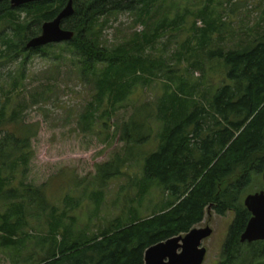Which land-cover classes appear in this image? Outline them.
<instances>
[{
    "label": "trees",
    "instance_id": "16d2710c",
    "mask_svg": "<svg viewBox=\"0 0 264 264\" xmlns=\"http://www.w3.org/2000/svg\"><path fill=\"white\" fill-rule=\"evenodd\" d=\"M68 1L45 0L16 9L8 2L0 4V60L10 64L19 59L24 65L30 56L46 57V47L26 50V43L39 36L42 25L54 20ZM174 1L72 0L73 14L62 21V28L74 35L61 47L70 54L81 84L92 86L90 100L79 117L81 131L89 133L100 125L107 139L114 138L116 132L124 143L122 155L97 166V186L101 189L123 175L125 167L139 157L134 153L140 149L144 155L147 152L142 148L153 143V152L144 158L141 182L157 183L167 193V201L145 219L131 217L124 222L116 218L92 236L76 231L73 224L66 225V210L56 215L45 186L25 182L33 156L30 140L36 132L21 125L22 110H12L6 118L12 93L8 91L0 106V128L11 125L20 131L0 133V249L10 250L18 258L26 242L38 237L37 246L48 247L44 258L31 264H144L148 248L189 233L202 220L206 206L214 203L217 214L232 211L235 215L218 264H264V241L240 242L251 218L242 195L264 170V36L243 49L209 51L208 61L221 62L227 84L214 88L208 98L194 100V89L201 86L177 81L173 78L177 71L144 55L145 46L154 42L159 32L179 24L169 22L164 15L168 12L161 11L163 18H158L163 3ZM118 13L132 15L134 23L145 28L151 23L152 33H135L120 46L106 47L102 34L108 17ZM201 13L207 25L202 30L206 38L213 32L212 24L207 13ZM58 58L55 61L62 60ZM202 68L199 65L198 71ZM157 71L167 81L158 104L134 107L128 121L110 125L128 95L136 86H145L148 78H155ZM20 80L23 76L19 80L9 76L12 91ZM111 126L114 132L109 136ZM92 199L99 208L102 192L94 193ZM33 215L45 219L48 234H29Z\"/></svg>",
    "mask_w": 264,
    "mask_h": 264
},
{
    "label": "rangeland",
    "instance_id": "374dc122",
    "mask_svg": "<svg viewBox=\"0 0 264 264\" xmlns=\"http://www.w3.org/2000/svg\"><path fill=\"white\" fill-rule=\"evenodd\" d=\"M161 11L168 12L164 15L169 22L177 21L179 24L174 29L159 32L155 41L145 46L144 55L169 70L177 71L173 76L177 81L180 79L191 87L201 86L194 89V100L198 101L203 96H212L216 90L214 88L223 82L227 84L219 64L221 62L208 61L209 51L227 53L243 49L253 40L264 36V0H176L164 2L158 18H163ZM203 11L207 13L206 18L213 30L206 38L202 33L207 28L202 19ZM134 20L127 13L110 15L108 26L102 34L104 45L116 47L127 42L135 33L143 36L152 33L151 23L145 28L143 24H135ZM63 46L64 43L48 45L44 52L47 53L46 57L41 54L30 56L24 65L19 59L10 64L0 60V106L6 102L5 94L12 92L6 118L12 110H22L21 125L30 126L36 132L30 140L33 156L25 182L45 186L46 198L56 208V215L66 210L63 222L73 224L76 231L92 236L108 228L116 218L126 222L131 217H149L162 207L168 195L157 183L141 182L144 158L147 153L153 152V143H147L142 148L147 152L144 155L140 149L134 153L139 157L125 167L123 175L110 180L101 189L97 186V166L107 164L115 155H122L124 143L119 141L116 132L114 138L107 139L105 133H101L100 125L89 133L81 131L79 117L90 100L92 86L81 84L70 63V54L61 48ZM58 57L62 60L55 61ZM199 65L203 67L202 71H198ZM20 71L23 73L20 74ZM156 73L155 78H148L145 86L141 84L135 87L123 107L112 115L110 125L128 121L134 107L145 103L158 104L157 100L164 95L163 84L167 81L161 73ZM9 76L14 80L23 76L15 91H12ZM201 80L204 84H200ZM19 129L8 125L0 128V133L18 134ZM113 132L111 126L109 136ZM254 181L243 193V202L247 195L264 189L262 174ZM96 192H102L99 208L92 199ZM67 198L72 203L66 202ZM213 206L214 203L206 206L202 220L192 229L207 228L211 231L201 244L206 250L203 264L220 262L222 248L235 216L232 211L219 215ZM29 223L30 235L48 234L43 217L33 215ZM36 238L26 242L18 258L13 257L10 250L0 249V264H31L44 258L48 246L38 247Z\"/></svg>",
    "mask_w": 264,
    "mask_h": 264
},
{
    "label": "water",
    "instance_id": "95a60500",
    "mask_svg": "<svg viewBox=\"0 0 264 264\" xmlns=\"http://www.w3.org/2000/svg\"><path fill=\"white\" fill-rule=\"evenodd\" d=\"M7 0H0V4ZM11 8L16 9L28 4L45 0H9ZM73 14L72 0L52 21L44 23L39 36L26 43V50L41 49L48 45L68 43L73 38V32L62 28V21ZM264 185V170L262 172ZM244 207L251 218L240 237L241 243L264 241V191L249 195L244 200ZM209 229L191 230L184 236H178L148 248L144 253V264H203L206 250L202 241L210 236Z\"/></svg>",
    "mask_w": 264,
    "mask_h": 264
},
{
    "label": "flooded vegetation",
    "instance_id": "af4514ba",
    "mask_svg": "<svg viewBox=\"0 0 264 264\" xmlns=\"http://www.w3.org/2000/svg\"><path fill=\"white\" fill-rule=\"evenodd\" d=\"M4 2H10L9 0H7V1H4ZM262 191H264V189L262 190ZM261 192V191H260Z\"/></svg>",
    "mask_w": 264,
    "mask_h": 264
}]
</instances>
